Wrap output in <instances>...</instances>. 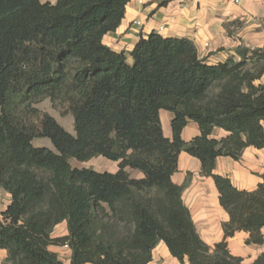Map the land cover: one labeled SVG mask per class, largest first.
<instances>
[{
	"label": "trees",
	"instance_id": "obj_1",
	"mask_svg": "<svg viewBox=\"0 0 264 264\" xmlns=\"http://www.w3.org/2000/svg\"><path fill=\"white\" fill-rule=\"evenodd\" d=\"M130 0H0V214L4 264H62L50 247H66L69 264H149L162 242L179 264H244L226 239L248 234L262 245L264 179L255 190L215 175L218 157L238 161L264 149V46L208 65L186 39L151 33L130 53L102 43ZM64 106L73 134L32 105ZM171 115L164 137L159 112ZM192 122L198 136L182 130ZM226 136L210 138L214 130ZM46 139L51 149L35 147ZM200 163L228 215L223 240L207 246L172 183L177 157ZM101 157L114 172L72 168ZM136 171L141 178L131 177ZM67 234L52 238L57 225ZM252 264H264V252Z\"/></svg>",
	"mask_w": 264,
	"mask_h": 264
},
{
	"label": "crops",
	"instance_id": "obj_2",
	"mask_svg": "<svg viewBox=\"0 0 264 264\" xmlns=\"http://www.w3.org/2000/svg\"><path fill=\"white\" fill-rule=\"evenodd\" d=\"M40 1L54 3L57 0ZM151 33L188 40L196 48L199 58L208 65L224 63L230 58L237 61L236 48L264 46V0H130L120 24L103 36L102 43L114 52L123 53L130 63L134 45ZM255 84H264V74ZM159 119L164 137L170 138L171 115L160 111ZM262 128L264 131V123ZM198 134L196 124L189 122L182 130L181 139L188 142ZM224 136V131L216 129L210 138L218 140ZM129 173L133 178H141L139 172ZM213 173L227 178L237 190L253 191L264 179V149L246 148L238 161L218 157ZM171 181L184 187L181 200L200 239L210 247L221 242L224 238L222 224L228 221V215L219 206L213 181L200 174L199 161L180 153ZM66 234L65 223H61L54 227L51 237ZM261 234L262 245H246L248 234L235 233L226 239L229 253L241 258L244 264H252L264 252V228ZM0 253L6 257L4 251ZM67 253L69 262V250ZM149 264L179 263L160 242L152 251Z\"/></svg>",
	"mask_w": 264,
	"mask_h": 264
},
{
	"label": "rangeland",
	"instance_id": "obj_3",
	"mask_svg": "<svg viewBox=\"0 0 264 264\" xmlns=\"http://www.w3.org/2000/svg\"><path fill=\"white\" fill-rule=\"evenodd\" d=\"M32 108L37 110L40 114H47L54 118V120L68 133L73 134V120L71 115L66 111L64 106L52 104L48 99L42 100L37 104L32 105ZM35 147H46L51 149L49 142L46 139H35L32 142ZM72 168L89 169L96 172H114L116 170V163L107 161L101 157L93 158L87 162H77L73 159L69 160ZM9 204V195L0 189V214ZM61 233L60 231L58 234ZM50 251L57 254L59 261L62 264H69L68 250L64 247H50ZM4 255L0 253V264H4Z\"/></svg>",
	"mask_w": 264,
	"mask_h": 264
}]
</instances>
